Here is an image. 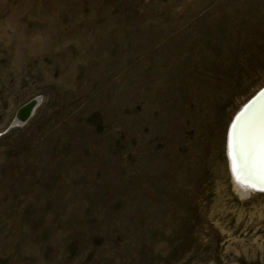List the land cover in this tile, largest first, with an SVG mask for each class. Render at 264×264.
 I'll return each mask as SVG.
<instances>
[{
    "label": "rangeland",
    "instance_id": "rangeland-1",
    "mask_svg": "<svg viewBox=\"0 0 264 264\" xmlns=\"http://www.w3.org/2000/svg\"><path fill=\"white\" fill-rule=\"evenodd\" d=\"M263 86L264 0H0V264H264L224 139Z\"/></svg>",
    "mask_w": 264,
    "mask_h": 264
},
{
    "label": "water",
    "instance_id": "water-1",
    "mask_svg": "<svg viewBox=\"0 0 264 264\" xmlns=\"http://www.w3.org/2000/svg\"><path fill=\"white\" fill-rule=\"evenodd\" d=\"M36 101H30L23 105L18 111L16 116L21 119V121L25 122L27 121L32 114L33 109L35 108ZM264 105V90H262L245 108L244 110L236 117L231 131V146H229L230 149V159L232 161V170H234L235 173V166L239 170L245 169L246 163L240 162L239 158L236 155V147L237 142L239 147H245L247 146V143L251 141V137L256 136V132L260 129V121L258 117H261L263 113V107ZM27 111V115L24 119L21 118V114L23 112ZM264 114V113H263ZM25 120V121H24ZM254 130V131H253ZM239 138V139H238ZM239 140V141H237ZM234 161V162H233ZM248 172H251L249 169ZM257 181L258 184H253L254 189H263L264 188V180L261 182L258 179L253 180Z\"/></svg>",
    "mask_w": 264,
    "mask_h": 264
},
{
    "label": "bare ground",
    "instance_id": "bare-ground-1",
    "mask_svg": "<svg viewBox=\"0 0 264 264\" xmlns=\"http://www.w3.org/2000/svg\"><path fill=\"white\" fill-rule=\"evenodd\" d=\"M36 103H37V101H36ZM262 109H263V113H264V105H263ZM263 113H262V115H264ZM26 115H27V111L23 112L21 114V118L24 119L26 117ZM258 119L260 121V125H259L260 129L256 132V136L255 137H251L250 143L248 142L247 146H245V147H239L238 146L239 142H237L236 155L239 158L240 162L246 163L245 165H246L247 168H245V169H241L240 168L238 170L237 167L235 166V168H236L235 169V173H234V170H232V175L233 176L229 172L231 180H232L233 187L236 190V192L238 193V195L240 197H242V198L243 197H247L250 194H253V195H258V194L259 195H261V194L263 195L264 194V193L256 192L255 189L252 186L253 184L254 185L258 184L257 181H253V180H257L258 179L261 182L264 180V179L261 178V171H260V168H259V163H258V158H257V148H258L259 138H260L261 131L264 130V117L261 116V117H258ZM14 123H15L14 126H20L24 122L21 121V119L16 116V118L14 120ZM224 139H225V144H227V133H226V137ZM237 141H239V140H237ZM208 152H210V151H208ZM226 156H227V148H226ZM208 158H209V156H208ZM214 159H216V157H214ZM227 162H228V160H227ZM228 168H229V163H228ZM246 169H249L251 172H248V170H246ZM216 181H218V180L216 179ZM215 186H217V185H215ZM217 195H218V193H217Z\"/></svg>",
    "mask_w": 264,
    "mask_h": 264
},
{
    "label": "snow or ice",
    "instance_id": "snow-or-ice-1",
    "mask_svg": "<svg viewBox=\"0 0 264 264\" xmlns=\"http://www.w3.org/2000/svg\"><path fill=\"white\" fill-rule=\"evenodd\" d=\"M231 136H230V146H231ZM257 158L259 163V168L261 171V178L264 179V130L261 131L258 148H257Z\"/></svg>",
    "mask_w": 264,
    "mask_h": 264
}]
</instances>
